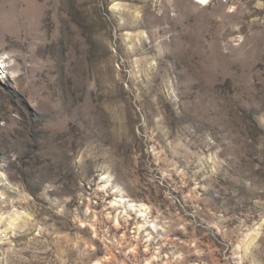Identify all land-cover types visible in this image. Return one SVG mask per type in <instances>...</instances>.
I'll use <instances>...</instances> for the list:
<instances>
[{"label": "rangeland", "instance_id": "1", "mask_svg": "<svg viewBox=\"0 0 264 264\" xmlns=\"http://www.w3.org/2000/svg\"><path fill=\"white\" fill-rule=\"evenodd\" d=\"M0 264H264V0H0Z\"/></svg>", "mask_w": 264, "mask_h": 264}, {"label": "bare ground", "instance_id": "2", "mask_svg": "<svg viewBox=\"0 0 264 264\" xmlns=\"http://www.w3.org/2000/svg\"><path fill=\"white\" fill-rule=\"evenodd\" d=\"M6 63V61H2V64H5ZM120 202H122V203H129V206L131 207V208H133V207H135L136 206V203H134V202H131V201H127V200H122V201H120ZM141 216H143V214L141 215Z\"/></svg>", "mask_w": 264, "mask_h": 264}, {"label": "snow or ice", "instance_id": "3", "mask_svg": "<svg viewBox=\"0 0 264 264\" xmlns=\"http://www.w3.org/2000/svg\"><path fill=\"white\" fill-rule=\"evenodd\" d=\"M200 3L204 4L207 2V0H199Z\"/></svg>", "mask_w": 264, "mask_h": 264}]
</instances>
